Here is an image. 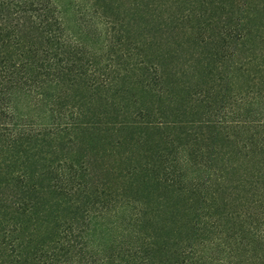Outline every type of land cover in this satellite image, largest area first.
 Here are the masks:
<instances>
[{"label": "trees", "instance_id": "1", "mask_svg": "<svg viewBox=\"0 0 264 264\" xmlns=\"http://www.w3.org/2000/svg\"><path fill=\"white\" fill-rule=\"evenodd\" d=\"M0 264H264V0H0Z\"/></svg>", "mask_w": 264, "mask_h": 264}]
</instances>
